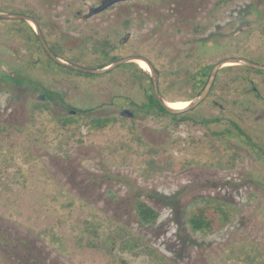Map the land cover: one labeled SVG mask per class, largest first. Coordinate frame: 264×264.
Here are the masks:
<instances>
[{"label": "rangeland", "instance_id": "obj_1", "mask_svg": "<svg viewBox=\"0 0 264 264\" xmlns=\"http://www.w3.org/2000/svg\"><path fill=\"white\" fill-rule=\"evenodd\" d=\"M100 2L0 0V10L39 18L62 58L88 67L109 63L94 52L93 40L104 37L110 54L144 55L158 72L228 56L264 63V0H121L88 15ZM12 20L0 18V264H264V100L249 90L256 84L264 97V74L224 71L190 120L145 115L129 105L145 97L125 65L101 74L45 69L40 50L31 64L24 38L8 35ZM206 40L218 46L200 49ZM6 73L25 81L6 85ZM43 86L59 100L47 99ZM191 95L180 82L164 98ZM123 109L133 115L124 118ZM71 113L108 117L109 125L66 124ZM205 116L222 123L205 125ZM230 118L251 143L214 133ZM137 200L158 212L155 223L138 220ZM209 206L228 221L220 216L218 227L193 232L190 218ZM110 236L141 243L111 250Z\"/></svg>", "mask_w": 264, "mask_h": 264}, {"label": "trees", "instance_id": "obj_2", "mask_svg": "<svg viewBox=\"0 0 264 264\" xmlns=\"http://www.w3.org/2000/svg\"><path fill=\"white\" fill-rule=\"evenodd\" d=\"M221 2L224 3L225 0H220ZM219 3V2H218ZM8 7V6H7ZM256 14H261L258 13L259 11H255ZM263 17V14L260 15L259 18ZM36 19V21L38 22L39 26L41 27V21L39 20V18L34 17ZM12 22L15 23V25L13 27H11L8 30V35H20L24 38L26 45H28V47H30V53H31V57H30V63L34 64V63H38L41 58L39 57H34L32 54L37 53V50H40L45 58H46V63L44 68L47 69L49 65L53 64L54 66H59L60 68H63L65 70H72L75 73H81L82 71H78L75 69H71V68H67L64 67L56 62H54L51 57L45 52V50L43 49V46L41 45L33 27L30 25V23L26 20H21V19H13ZM18 24V25H17ZM199 28L197 27L195 30L197 31ZM44 37L46 38L45 34L43 33ZM88 40H91L90 38ZM46 41L48 43V45L50 46L51 50L62 57L63 54V47L61 45V43L59 41H55L52 42L49 39L46 38ZM94 44L95 43H101L103 44V46H98L96 47V45L93 44V46L95 47L94 52L100 57V58H108L109 63L113 60L118 59L119 57L116 55H112L110 54V50L112 49V44L111 42L107 39V38H96L93 40ZM209 41V42H208ZM213 46H218L217 44H215L214 42H212V40H206V41H201L199 48L200 49H210ZM188 53L192 56V53L188 51ZM203 52H201L199 55H202ZM250 55V54H249ZM69 61H74V59H67ZM47 64V65H46ZM108 63L105 62H100L96 65H93L91 67H101L104 66ZM123 65H125V69L127 70V72L131 75L132 81L138 83L139 85H141L142 91L144 93V100H142L140 103L138 102H134L133 100H130L129 105L133 108V110L137 111V112H141L142 114L148 115V114H152L153 116H161V115H167L169 117H171L172 119L175 120H190L191 118L189 117L190 114L189 111H186L184 113H178V114H171L168 113L157 101L155 95H154V91H153V86H152V81H148L146 82V84L144 83L145 81H147L148 77H149V73L146 72L147 70L144 69V67H142L140 65L139 62H126L123 63ZM214 65V63L212 62H201L199 61L198 63H193V62H189L185 67H181L180 65L176 66L175 68H172L169 72L167 71V69H161L159 70L160 75H167V73L174 75V80L171 83L169 82H165L164 79H160L159 80V90L160 93L163 97H165V95L167 94V91L169 89H171L172 87H174L176 85V83H180V82H187L190 86V89L193 93H195V95H197L204 87V85L206 84V81L208 79L209 73L211 71L212 66ZM132 66V68H130ZM141 67V68H140ZM238 67L241 69H245V70H252L255 71L256 73H261L264 74L263 70H258V69H254L248 66H244V65H236V64H228L225 65L221 68L218 69L214 83L211 87V90L209 93L214 91V88L218 85H222L220 80H219V75L222 74L224 71H229L232 70L233 68ZM1 79L4 81V84L9 85V84H22L25 80L22 77H15L13 75L10 74H3L1 76ZM249 81H251V79H248ZM225 83V82H224ZM250 91H254L256 94V97L258 98H263L264 97H260L259 92L257 91V86L256 84H252V86L249 88ZM40 91L47 97V99L50 100H54L55 98L58 99V96L55 97V95H53L49 89L45 88L44 86L40 89ZM209 95V94H208ZM193 96H189L186 99H190ZM59 100V99H58ZM174 100H180V99H174ZM170 101V100H168ZM61 103L64 104L63 100L60 101ZM44 102H39V107H43L45 106L43 104ZM124 118L129 119V117L125 116ZM221 117L217 116V117H209V116H205L203 118H201L199 121L205 125H208L210 123H222L221 121ZM64 122L66 124H72L75 122H83L87 125H89L92 130L94 131H102L105 127H107L109 125V118L108 117H93V118H89V117H84V119L79 120V118H77L74 114H69V117L67 116V118H65ZM230 124L226 125L223 129H220L218 131H215L214 133L221 137H231L232 135H243L244 138L247 139L248 143H251V136L246 132V130L237 122L235 121L233 118H230ZM255 145V144H254ZM259 155H261L260 157L263 158L264 157V149L260 148V151L258 152ZM136 213H137V218L138 220L143 223V224H153L156 222L157 217H158V212L149 204H147L144 201H140L137 200L136 202ZM200 214L199 217H191L190 218V222L192 224L191 229L193 232L202 230L204 228H216L219 225V220L218 217H222V221L226 222L227 217L221 213H219V209H216L214 206H209V207H204L201 208L200 212H197ZM120 230H122L123 232V228H120ZM110 239V244L107 246L109 247L111 250L114 246H119L121 249H127V250H132L135 247H137L140 243L141 240L138 237H131L130 239H125V240H121L120 244H117L118 238H112L111 236L109 237ZM111 264H117V262H113ZM118 264H126V261L121 259L119 260Z\"/></svg>", "mask_w": 264, "mask_h": 264}, {"label": "water", "instance_id": "obj_3", "mask_svg": "<svg viewBox=\"0 0 264 264\" xmlns=\"http://www.w3.org/2000/svg\"><path fill=\"white\" fill-rule=\"evenodd\" d=\"M118 1H121V0H102L98 6L90 9L88 15L99 13L100 11L106 9L111 4H114ZM0 18L10 19V20L11 19H21V20H26L28 22H31L33 25L34 31H35L41 45L43 46V49L45 50V52L51 57V59L54 62H56V63H58L64 67H67V68H71V69H75L78 71L91 73V74H101V73H105V72L112 70L113 68H115L116 66H118L120 64H123L126 62H135V60H138V59L143 60L149 67V70H148L149 76H150L151 81H152L153 91H154V95H155L157 101L168 113H171V114L184 113L186 111L193 109L195 106H197L199 103H201L208 96V94L211 90V87L214 83L218 69L223 67L225 64L244 65V66H248V67H251L254 69L264 71V63L253 61L250 58L245 57V56H228L226 58H223V59L219 60L218 62H216L212 66L211 71H210L209 76H208V79H207L206 84L204 85L203 89L196 96H194L190 99L184 100V101L188 102V104H186L184 107L174 108V107L170 106L167 103L168 100H166L161 95L160 90H159V72H158L157 68L154 66V64L152 63V61L148 57H146L144 55H140V54H130L127 56L120 57L116 60H113L110 63H108L104 66H101V67L84 66V65H81L79 63H75V62L66 60V59L62 58L61 56L55 54L51 50L50 46L48 45L46 38L44 37L43 32H42L38 22L35 20L34 17L27 15L25 13L0 10ZM128 35L129 34H127L126 37H128ZM39 98L43 99L44 96L42 94H40ZM130 114H131V112L128 109H124L121 112V115H124V116H129Z\"/></svg>", "mask_w": 264, "mask_h": 264}, {"label": "bare ground", "instance_id": "obj_4", "mask_svg": "<svg viewBox=\"0 0 264 264\" xmlns=\"http://www.w3.org/2000/svg\"><path fill=\"white\" fill-rule=\"evenodd\" d=\"M135 62H139L140 65L144 67V69L149 70L148 65L143 60L138 59V60H135ZM146 66L148 67V69L146 68ZM167 103L174 108H181V107H184L186 104H188V102L186 101H179V102H174V103H171L168 101Z\"/></svg>", "mask_w": 264, "mask_h": 264}, {"label": "flooded vegetation", "instance_id": "obj_5", "mask_svg": "<svg viewBox=\"0 0 264 264\" xmlns=\"http://www.w3.org/2000/svg\"><path fill=\"white\" fill-rule=\"evenodd\" d=\"M102 1V0H101ZM119 2V1H118ZM101 3V2H100ZM112 5V4H111ZM101 12V11H100ZM31 16V15H30ZM33 17V16H32ZM36 20V19H35ZM124 110V109H123ZM122 112V111H121ZM131 112V111H130ZM133 115V113L131 112V114L129 115V116H127V117H130V116H132ZM124 116V115H123Z\"/></svg>", "mask_w": 264, "mask_h": 264}]
</instances>
